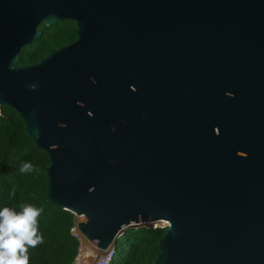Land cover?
<instances>
[{
  "label": "water",
  "instance_id": "1",
  "mask_svg": "<svg viewBox=\"0 0 264 264\" xmlns=\"http://www.w3.org/2000/svg\"><path fill=\"white\" fill-rule=\"evenodd\" d=\"M67 20L76 41L18 64ZM3 106L99 260L159 224L154 264H264V0H0Z\"/></svg>",
  "mask_w": 264,
  "mask_h": 264
},
{
  "label": "trees",
  "instance_id": "2",
  "mask_svg": "<svg viewBox=\"0 0 264 264\" xmlns=\"http://www.w3.org/2000/svg\"><path fill=\"white\" fill-rule=\"evenodd\" d=\"M38 28L42 36L20 51L18 64L21 66L36 64L48 50L67 46L77 39V24L73 20L51 26L41 23ZM24 163H31L36 170L21 172ZM49 166L47 153L27 134L25 121L14 108L3 106L0 112V209L8 207L20 212L25 205H32L42 210L38 234L43 242L28 248L29 264H75L77 257V264H92L98 258L82 247L72 232L74 215L47 200ZM166 232L163 227L127 229L116 240L110 264H154L160 254L159 242Z\"/></svg>",
  "mask_w": 264,
  "mask_h": 264
},
{
  "label": "clouds",
  "instance_id": "3",
  "mask_svg": "<svg viewBox=\"0 0 264 264\" xmlns=\"http://www.w3.org/2000/svg\"><path fill=\"white\" fill-rule=\"evenodd\" d=\"M31 163H24L20 171L32 172ZM41 209L25 205L20 212L5 207L0 209V264H29V247L43 242L38 234V218Z\"/></svg>",
  "mask_w": 264,
  "mask_h": 264
},
{
  "label": "built area",
  "instance_id": "4",
  "mask_svg": "<svg viewBox=\"0 0 264 264\" xmlns=\"http://www.w3.org/2000/svg\"><path fill=\"white\" fill-rule=\"evenodd\" d=\"M113 251H114V247H112V253H111V255L109 256L108 260H104V261H102V260H99V258H98V259L96 260L95 264H110L111 261H112V259H113V256H114Z\"/></svg>",
  "mask_w": 264,
  "mask_h": 264
},
{
  "label": "rangeland",
  "instance_id": "5",
  "mask_svg": "<svg viewBox=\"0 0 264 264\" xmlns=\"http://www.w3.org/2000/svg\"><path fill=\"white\" fill-rule=\"evenodd\" d=\"M147 225H140V227H146ZM154 226H159V227H162L161 225H159V224H156V225H154ZM166 226V225H165ZM165 226H163V227H165ZM131 228H138V226L137 227H130V228H128V229H131ZM78 262L76 261L75 262V264H77ZM92 264H95V261L92 263Z\"/></svg>",
  "mask_w": 264,
  "mask_h": 264
},
{
  "label": "flooded vegetation",
  "instance_id": "6",
  "mask_svg": "<svg viewBox=\"0 0 264 264\" xmlns=\"http://www.w3.org/2000/svg\"><path fill=\"white\" fill-rule=\"evenodd\" d=\"M206 101V104L205 105H209L210 104V101L209 100H205Z\"/></svg>",
  "mask_w": 264,
  "mask_h": 264
},
{
  "label": "bare ground",
  "instance_id": "7",
  "mask_svg": "<svg viewBox=\"0 0 264 264\" xmlns=\"http://www.w3.org/2000/svg\"><path fill=\"white\" fill-rule=\"evenodd\" d=\"M83 247V246H82ZM88 250V249H87ZM91 252V251H90ZM92 253V252H91ZM93 254V253H92ZM99 256H100V252H99V255L98 256H96L97 258H99Z\"/></svg>",
  "mask_w": 264,
  "mask_h": 264
}]
</instances>
